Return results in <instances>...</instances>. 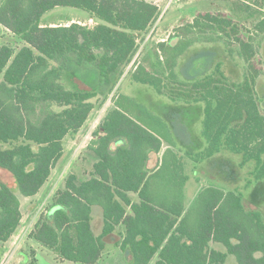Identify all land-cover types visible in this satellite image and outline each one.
I'll use <instances>...</instances> for the list:
<instances>
[{"label": "trees", "instance_id": "trees-1", "mask_svg": "<svg viewBox=\"0 0 264 264\" xmlns=\"http://www.w3.org/2000/svg\"><path fill=\"white\" fill-rule=\"evenodd\" d=\"M239 2L247 12L264 8V0ZM56 6L83 9L97 24L41 25L42 15ZM158 15L147 0H0V25L23 43L17 50L0 46V242L20 224L19 197L37 194L65 156L64 137L77 133L109 98L113 107L86 146L95 157L86 177L67 175L52 196L51 205L59 208L39 215L27 239L52 250L59 264H96L121 225L116 244L130 256L127 264H224L228 254L237 264H264V214L258 209L264 200V94H258L257 73L235 83L221 72L193 80L176 72L181 45L193 35L225 44L234 39L251 68L252 37L239 35L233 16L197 12L176 28V46L169 44L173 37L156 44L160 67L143 61L126 71L137 38ZM254 30L264 33V18ZM123 76L170 101L202 102L204 146L174 139L177 123L170 127L123 92ZM218 153L238 155L241 166L252 164L243 185L252 188L248 205L232 187L209 183L190 191L189 183L200 182L196 166ZM232 160L219 159V179H235ZM29 249L28 264H38Z\"/></svg>", "mask_w": 264, "mask_h": 264}, {"label": "rangeland", "instance_id": "rangeland-1", "mask_svg": "<svg viewBox=\"0 0 264 264\" xmlns=\"http://www.w3.org/2000/svg\"><path fill=\"white\" fill-rule=\"evenodd\" d=\"M157 5L159 9V15L153 25L150 27L149 32H151L148 39L149 43L146 46V52L150 50L154 44L156 47L157 41H165L170 39V37H178L174 46L180 42V36H176V28L180 25L186 24L189 21L191 22L197 12L201 11H214L217 13H226L228 16H233L236 21L239 29V35L243 39H247L248 35L252 37V42L254 45V55L250 61L253 67H249L248 63L238 54V43L234 39H229L231 43H224L221 39H203L199 40L198 35H193L196 40L190 41L189 44L181 45L182 53L178 58L176 72L181 78H188L189 80L198 79L203 77L206 74H211L212 72H221L228 80L240 83L244 80V76L248 73H257L256 77V88L258 94H264V33L256 32L254 30V24L264 18V8L261 11L247 12L239 4L241 0H229V1H215L214 4H211L207 0H147ZM236 4V5H235ZM252 11V9H251ZM87 12L83 9L71 7V6H56L49 11L45 12L41 17L42 23H47L54 21L57 25H66L69 23L70 18H75L74 21L78 20V23L87 21ZM84 17V18H83ZM148 32V33H149ZM209 36V35H205ZM144 36H140L141 42H145ZM164 38L163 40H158ZM2 43V44H1ZM0 44L8 45L13 50H17L22 46V41L14 34L10 33L7 29H2L0 26ZM140 46V45H139ZM137 52V51H136ZM135 52V53H136ZM140 59V58H139ZM127 77V78H126ZM125 77V80L121 83L120 87L122 91H129L133 94L136 99L150 107L158 115L169 114V120H173V115L171 113L177 114L174 115L179 121V123L185 131H187L186 125L193 127L192 137L188 134L185 135V138L195 139L196 143L191 141L192 145L201 146L204 144V140L201 135H195L194 132L195 119H197V111L192 110H179L172 111L168 105L170 101L166 96L158 94L151 87L139 83H135L132 80L128 79V76ZM69 76L63 78V82L67 84ZM67 86H69L67 84ZM112 102L109 100L104 101V103L91 112L92 124L97 127L103 120L105 113L111 109ZM261 111L264 114V108L261 107ZM96 128H94L95 130ZM91 129L92 133L94 131ZM92 133L89 131L81 135L76 143L67 148L68 151L64 154L65 156L61 161L56 165L54 171L55 177L60 175V182L56 185V190L54 193L61 189L64 185V180L70 172L76 173L79 178L86 177L85 172L91 168L92 162L95 160V157L90 155V151L86 149V146L89 142V138L92 137ZM166 144H164L165 147ZM229 157L232 160V165L235 166V179L224 181L219 179L217 176L216 180L210 178V174L207 170H212L205 162L198 164L196 167H199L200 182L196 183L195 186L189 183V188H192L190 191H193L194 188H197L198 185H207L209 183H214L216 185H221L223 187H232L240 190L243 193L245 204L248 205L247 196L252 188L245 189L243 185L245 184V179L248 177L247 172L252 166L251 163H247L244 166L239 165L240 157L236 154L224 153L220 158ZM193 164L188 165V169H191ZM189 171V170H188ZM213 175H219L216 173V170L213 168ZM257 181H253L255 185ZM188 185V184H187ZM49 189V187H48ZM43 192L37 202L31 203L29 209L23 210L24 214L29 216V212L35 211L37 214V219L39 215L45 213V208L51 206L47 214L51 215L58 206L51 205L52 197L51 194L48 198L47 193L49 190ZM52 191V193H53ZM189 191V192H190ZM262 195V192L259 193ZM54 195V194H53ZM52 195V196H53ZM48 200H47V198ZM258 209L264 214V200L262 204L258 206ZM35 217V215H34ZM37 221V220H36ZM93 225L95 232L100 231V218L97 214L93 216ZM24 225H21L16 233L19 235L23 232ZM123 227L120 225L117 227L115 233L108 238L105 249L102 253V256L97 261L96 264H127V260L130 256L121 251L120 247L116 242L119 240V236L123 234ZM17 239V238H16ZM117 240V241H116ZM34 242V241H33ZM35 245L41 249V264L47 262L48 260L52 263L50 264H59L54 259V252L47 247L40 246L36 242ZM212 247L225 251V248L221 244H212ZM31 246L27 244H22L17 253H13L10 250V246L3 247L0 244V264H28L29 257L28 254H31ZM23 259L18 256L20 255ZM17 258V259H16ZM148 264H154V259L151 260ZM224 264H237L233 255L228 254Z\"/></svg>", "mask_w": 264, "mask_h": 264}, {"label": "crops", "instance_id": "crops-1", "mask_svg": "<svg viewBox=\"0 0 264 264\" xmlns=\"http://www.w3.org/2000/svg\"><path fill=\"white\" fill-rule=\"evenodd\" d=\"M263 9V8H262ZM90 16L88 15L87 13V16L86 18L88 19ZM84 18V17H83ZM93 18V17H92ZM75 18H70L69 20V23L70 24L71 22H77L78 23V20L74 21ZM66 24V25H68ZM41 25H50V26H54V25H57L54 21H50V22H47V23H42L41 22ZM61 25V24H60ZM1 26V25H0ZM2 29L4 30L5 28L3 26H1ZM149 32V31H148ZM151 32L145 34V40L149 38ZM198 38V37H197ZM164 38H161V39H158V40H163ZM204 38L202 37L201 39L199 40H203ZM196 40V39H194ZM164 41V40H163ZM160 42V41H157V43ZM149 43V40H146L145 42H141L140 40V37L137 38V45H138V49H137V52L133 55L132 57V60L130 61V63L127 65L126 67V71L130 70H134L136 65L140 62H143L144 63H147L148 65H150L151 67H154L155 64H157L158 67H160V63L162 61V56L159 52V50L157 49V47H155V45L153 44L152 47L150 48L149 51L146 52V46L147 44ZM2 44V43H1ZM0 44V46H1ZM140 45V46H139ZM140 58V59H139ZM125 77L126 76H123V78L120 80V85L121 83L125 80ZM127 78V77H126ZM122 90V89H121ZM125 92L127 95H130V96H133L135 97L133 94H131L129 91H123ZM107 100L110 101V99L108 98ZM168 105L170 107V110L172 111H179V110H192V111H197V119H195V128H194V132H196L195 135H201V126H202V119H203V110H204V104L202 102H190V103H184V102H180V101H168ZM113 106V104H112ZM148 107V106H147ZM155 115H158L155 113V111H153L152 108L148 107ZM106 114V113H105ZM171 115H173V120H169L168 117H170V115L168 114H164V115H158V116H161L163 118V120L165 122H167V124L172 127L173 123H177L175 128L176 130H173L171 129V133L172 135L174 136V139L176 138L177 141L181 140V138H183V140L185 141H192L193 140V143H196L195 142V139L192 138V139H188V138H185V135H190L192 137V133H193V127L191 128L190 126L186 125L187 127V131H185V129H183V127L180 126L179 123H182V121H179L176 117H174V115L177 116V114H174V113H171ZM91 116V113L89 114L88 118L86 119L85 123L83 124V126L79 129V131L73 135H66L63 139V146H64V151L66 153L67 148H70L72 147L76 141L78 140V138L83 135L85 132L89 131L90 134L92 133L91 129L94 130L95 126L96 125H93L92 124V119L90 117ZM178 126V127H177ZM202 137V135H201ZM92 138V137H91ZM91 138H89V141L91 140ZM203 139V138H202ZM204 140V139H203ZM89 143V142H88ZM204 143V142H203ZM204 146V144H202L201 146H198L197 145V148L200 149ZM166 148V145L164 147V145L162 146V149L161 151L159 152V156H161L162 152L164 151V149ZM224 155V153H218V154H215L211 160H210V163H206L210 168H212V170H207V172L210 174V178L212 180H216L217 179V176L218 175H213V168L216 170V173H218V167H219V159ZM215 162L214 166L212 167V163ZM56 167V166H55ZM53 168L51 170V173H50V176L49 178L47 179V181L43 184V186L41 187V189L39 190V192L37 194H35L34 196H31V197H23V196H20L19 199H20V205H21V212H22V218H21V221H20V224L19 226L16 228V230L21 226V225H24L23 227V232H21L19 235H17L16 233V230L14 231V233L11 235V237L5 241V242H0L1 246L3 247H8L10 246V250L13 251V253H17L20 246L24 243V244H27L29 246H31L34 250H35V257L37 259V262L38 264H41V254H42V251L40 248H38L35 243L30 240V239H27V235L29 233V231L33 228L36 220H37V214L35 211H32L29 212V216H27V220L26 219V215L27 214H24L23 210L25 209H29L30 206H31V203L33 202H37V198L40 197L41 194H43L44 191H46L49 187V192L47 193L46 196H50L51 194V197L52 195L54 194V191L56 190V185L60 182L61 178H60V175H57L56 178L55 177V174H54V171L56 168ZM54 190V191H53ZM53 191V193H52ZM47 198V197H46ZM47 198V200H48ZM49 207L48 208H45V213H47ZM26 211V210H25ZM35 215V217H34ZM17 238V239H16ZM22 259L23 257L20 255ZM17 259V258H16ZM52 262H50L49 260L47 262H44V264H50Z\"/></svg>", "mask_w": 264, "mask_h": 264}, {"label": "built area", "instance_id": "built-area-1", "mask_svg": "<svg viewBox=\"0 0 264 264\" xmlns=\"http://www.w3.org/2000/svg\"><path fill=\"white\" fill-rule=\"evenodd\" d=\"M81 24L86 27H93L97 24V21L94 18L89 17L86 22H82Z\"/></svg>", "mask_w": 264, "mask_h": 264}, {"label": "water", "instance_id": "water-1", "mask_svg": "<svg viewBox=\"0 0 264 264\" xmlns=\"http://www.w3.org/2000/svg\"><path fill=\"white\" fill-rule=\"evenodd\" d=\"M177 39H178V37H173V38H171L170 41H169V44H170L171 46H174L175 43H176V41H177Z\"/></svg>", "mask_w": 264, "mask_h": 264}]
</instances>
